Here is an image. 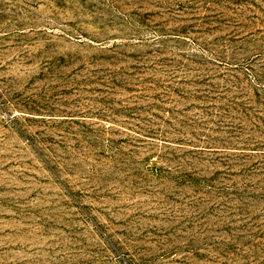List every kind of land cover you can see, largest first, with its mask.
<instances>
[{
    "label": "rangeland",
    "instance_id": "rangeland-1",
    "mask_svg": "<svg viewBox=\"0 0 264 264\" xmlns=\"http://www.w3.org/2000/svg\"><path fill=\"white\" fill-rule=\"evenodd\" d=\"M0 264H264V0H0Z\"/></svg>",
    "mask_w": 264,
    "mask_h": 264
}]
</instances>
